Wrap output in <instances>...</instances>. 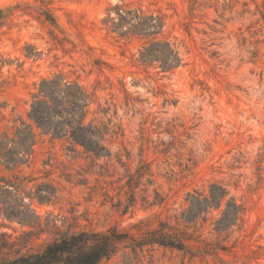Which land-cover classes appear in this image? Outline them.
<instances>
[{"label": "rangeland", "instance_id": "rangeland-1", "mask_svg": "<svg viewBox=\"0 0 264 264\" xmlns=\"http://www.w3.org/2000/svg\"><path fill=\"white\" fill-rule=\"evenodd\" d=\"M117 1L0 0V131L25 114L34 83L59 70L87 85L100 80L98 94L116 104L124 129L112 146L124 164L39 137L22 172L51 181L57 197L37 212L43 222L55 216L59 231L115 225L141 235L160 220L174 222L188 192L206 193L218 181L244 205L225 233L213 230L216 210L197 224L200 239L221 246L192 241L202 249L191 257L155 245L144 264H264V0H132L164 15L163 34L182 57L171 73L141 65L137 41L101 29L106 6ZM94 58L113 68L98 71ZM141 160L153 184L143 176L128 204L127 169L135 174ZM2 174L9 173L0 165ZM154 188L163 199L149 205L143 196L152 201ZM0 224L10 241L31 230L5 218ZM58 229L31 236L27 248H40ZM121 253L100 264H121Z\"/></svg>", "mask_w": 264, "mask_h": 264}, {"label": "trees", "instance_id": "trees-1", "mask_svg": "<svg viewBox=\"0 0 264 264\" xmlns=\"http://www.w3.org/2000/svg\"><path fill=\"white\" fill-rule=\"evenodd\" d=\"M100 22L101 29L116 40L139 43L136 60L141 65L158 68L162 73H171L182 65L177 47L163 34L165 17L159 11L132 0H119L106 6ZM93 64L100 72L113 68L101 58H94ZM120 84L123 86L122 81ZM103 88L100 80L87 85L63 70L51 73L34 83L25 114L18 115L12 125L0 131V165L9 173L0 175V219L31 228L21 235L24 239L21 243V239L10 241L5 232H0V264H100L121 250V264H144L147 254L148 263L152 262L151 251L155 245L193 257L195 251L200 252L202 248L193 250L192 241L214 248L221 246L205 242L196 233L197 224L205 222L211 211H218L213 222L216 233H225L240 221L244 205L223 183L212 181L206 193L198 190L187 193L188 205L174 217V222L160 220L141 235L115 225L100 230L67 228L59 231L55 216L49 218L52 214L43 222L36 205L54 202L57 189L49 180L38 181L39 177L22 172L32 161L39 137L48 136L52 141L66 143L72 152L96 159L116 156L124 164L122 150H112L113 144L124 136V129L116 104L98 94ZM126 95L129 97V93ZM122 149L127 150L125 146ZM127 172L122 187H127L128 204H133L135 189L142 177L148 175V183L152 185L153 172L149 162L144 160L140 161L135 174L129 168ZM153 193L152 201L148 195L143 196L145 202L161 203L163 197L159 191L154 188ZM55 229H58L56 236L40 248H27L31 236L49 230L55 234ZM24 248L27 250L23 252Z\"/></svg>", "mask_w": 264, "mask_h": 264}]
</instances>
